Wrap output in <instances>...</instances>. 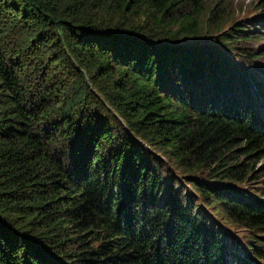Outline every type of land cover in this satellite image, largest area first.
I'll list each match as a JSON object with an SVG mask.
<instances>
[{
  "label": "trees",
  "instance_id": "1",
  "mask_svg": "<svg viewBox=\"0 0 264 264\" xmlns=\"http://www.w3.org/2000/svg\"><path fill=\"white\" fill-rule=\"evenodd\" d=\"M227 13L0 0V264H264V15Z\"/></svg>",
  "mask_w": 264,
  "mask_h": 264
},
{
  "label": "rangeland",
  "instance_id": "2",
  "mask_svg": "<svg viewBox=\"0 0 264 264\" xmlns=\"http://www.w3.org/2000/svg\"><path fill=\"white\" fill-rule=\"evenodd\" d=\"M258 1L259 0H223L224 7L228 13L224 16V21H223V24L221 25V30L223 29V31H225L227 29V26L233 23L234 21L237 22L240 20L248 19L258 14L264 15V12H262V8L259 5H257ZM205 40H208V39H205ZM237 45L239 47L245 48V45L242 42L238 43ZM246 47L258 48L259 50V52L257 53L258 58L255 59L256 61L255 63L259 65L260 68L263 70L264 69V54H263L264 53V37L261 38L259 42H256V43L249 42L248 45H246ZM252 69L259 71L258 67L256 68L252 67ZM260 76L263 77L262 74H260ZM257 167H264V158L259 160L258 164L256 165V168ZM258 185L259 184H256L255 182H251L244 186L249 187L251 190L257 191ZM231 229H232V232L235 233V236L241 239L247 234L243 229H239L235 227H232ZM237 250H239L241 254L239 257H242L244 253L241 251L240 245L237 246Z\"/></svg>",
  "mask_w": 264,
  "mask_h": 264
}]
</instances>
